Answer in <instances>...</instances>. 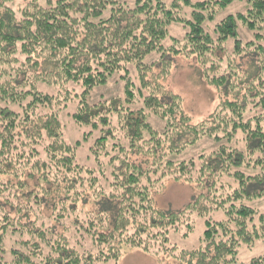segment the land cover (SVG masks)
I'll list each match as a JSON object with an SVG mask.
<instances>
[{"label":"trees","instance_id":"1","mask_svg":"<svg viewBox=\"0 0 264 264\" xmlns=\"http://www.w3.org/2000/svg\"><path fill=\"white\" fill-rule=\"evenodd\" d=\"M235 1L0 0V264H118L126 247L173 264H264V253L239 260L264 245V212L251 205L264 196V112L247 118L264 108V0L217 21L214 35L205 26ZM173 23L186 31L166 47ZM239 23L252 40L239 36ZM153 52L162 58L144 63ZM169 55L194 58L220 91L206 119L193 123L163 84ZM116 74L123 94L91 101ZM71 106L83 129L75 141L62 118ZM239 134L245 149L233 145ZM206 136L215 149L175 159ZM85 142L92 166L79 159ZM169 179L198 190L180 210L156 204ZM216 212L224 218L212 219ZM199 218L198 247L172 241V232L188 238ZM70 223L97 253L71 246ZM10 235L18 246L8 249Z\"/></svg>","mask_w":264,"mask_h":264},{"label":"rangeland","instance_id":"2","mask_svg":"<svg viewBox=\"0 0 264 264\" xmlns=\"http://www.w3.org/2000/svg\"><path fill=\"white\" fill-rule=\"evenodd\" d=\"M27 0H13V4L18 7L23 5ZM129 3H133L135 0H125ZM12 5V4H11ZM247 8V0L235 1L226 8L222 9L217 15L215 20L207 21L205 26L208 31L214 35L215 23L227 15L235 14L240 11H244ZM189 15L190 10H185ZM186 29L181 24L173 23L170 26L171 37L165 41V46L169 47L175 41L181 40L185 34ZM239 36L245 41H250L254 38V33L250 31L242 23H239ZM231 48V43H229ZM168 56V55H167ZM166 57V56H165ZM162 58V53L153 52L144 58V63H155L158 59ZM168 63L171 64L169 67V74L166 79L162 80L163 84L170 91L181 95L183 98V107L185 111L191 116L193 123H198L206 119L216 108L220 101V91L214 86L210 85L200 72V67L197 61L192 57L184 55H169L166 58ZM151 63V64H153ZM162 64H158L154 67L153 72H150L149 77L153 78L161 73ZM130 74L134 80L137 81V73L134 64L129 65ZM123 94V81L119 74L112 77L111 81L103 86L97 87L90 97V100L97 102L102 98H109L115 95ZM136 106L141 103H136ZM74 110V106H71L67 111L62 114L63 121L66 125L65 133L67 139L75 141L82 139L83 129L77 126L71 119V112ZM264 112L263 107H258L247 113V118ZM149 120L156 127L162 128L164 122L161 121L157 116L149 113ZM243 134H239L238 141L234 142L233 145L245 149V143L242 140ZM91 142H85L82 144L79 150L80 162L84 165L92 166L93 161L88 157V147ZM218 144L211 137H204L195 145L186 149L182 154L175 156L177 160H189L193 157H198L201 153L210 152L215 149ZM249 173H254L256 170H246ZM198 190L194 184L175 181L169 179L160 192L155 194L156 204L159 208L165 210H180L184 208L197 194ZM251 205L264 212V196L251 202ZM212 219L220 220L224 218L223 212H216L211 215ZM70 225H72L70 223ZM206 228L205 219L199 218L196 222V228L194 232L188 237L184 238L179 233L172 232L171 239L181 248H195L198 247L202 242V235ZM19 236V235H18ZM69 241L72 247L76 248L80 252L91 251L94 254L98 252V248L94 245L91 238H89L82 231L78 230L72 225V231L68 234ZM17 236L10 235L7 247L8 249L18 246ZM264 253V245L257 244L252 248L243 249L240 251L239 260L248 263L251 259L260 256ZM10 259L11 256H5ZM118 264H173V261L169 258L166 260L159 261L152 254H147L138 248H124V254Z\"/></svg>","mask_w":264,"mask_h":264}]
</instances>
